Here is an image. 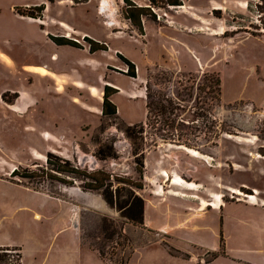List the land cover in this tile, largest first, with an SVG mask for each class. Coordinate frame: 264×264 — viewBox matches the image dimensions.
Wrapping results in <instances>:
<instances>
[{
    "label": "rangeland",
    "instance_id": "1",
    "mask_svg": "<svg viewBox=\"0 0 264 264\" xmlns=\"http://www.w3.org/2000/svg\"><path fill=\"white\" fill-rule=\"evenodd\" d=\"M171 1L47 0L79 21L70 27L49 10L46 19L53 15L58 28L49 39L79 47L37 33L29 43L5 46L20 64L61 72L53 86L52 79L39 81L40 68L26 69L32 88L25 94L38 97L33 110L0 120V248L22 251L23 264H100L80 257L77 242L102 250L109 264H130L141 242L161 238L144 227L146 206L156 191L173 189L175 171L193 191L206 189L201 183L218 187L226 202L264 198V68L247 57L264 45V0ZM33 7L16 10L39 15ZM135 9L145 10L136 17L142 28L130 20ZM91 25L105 36L94 38ZM86 38L107 50L91 53ZM235 54L244 60L231 68ZM120 56L134 64L136 77ZM0 85L19 82L11 76ZM106 87L115 116L103 113ZM20 95L3 92L1 104ZM135 197L145 205L140 226L119 210L122 202L134 207Z\"/></svg>",
    "mask_w": 264,
    "mask_h": 264
},
{
    "label": "crops",
    "instance_id": "2",
    "mask_svg": "<svg viewBox=\"0 0 264 264\" xmlns=\"http://www.w3.org/2000/svg\"><path fill=\"white\" fill-rule=\"evenodd\" d=\"M216 3L220 2L216 1ZM38 5L46 7L45 15L39 20L21 15L16 10V8ZM49 10H52L57 18L60 16L65 19L61 22L68 26H70L69 23L73 24V21L79 22L76 14L73 17L69 10H62L61 5L56 2L49 5L47 0H9L8 3L0 0V36L3 38L5 35H9L4 39L0 38V83L8 82L11 76L19 82L17 88L12 85L4 87L0 85V120L9 114L24 115L25 112L32 109L35 99L38 100L36 93L35 96L30 92L28 95L25 94L32 88L26 86V69L40 68L43 75L39 79L41 83L51 82L52 79L51 85H58L60 71L47 64H20L13 50L10 51L6 48L12 46L11 40L28 41L29 43L33 33L43 35L48 42L55 44L49 39L48 33L49 30L58 28L52 23L53 15L51 20L46 19V12ZM84 21H89V19L85 18ZM89 29L94 38L101 39L105 36V31L101 30L100 26L91 25ZM98 29L100 34L95 33ZM2 40H4L3 43H1ZM256 48L248 52L247 57H254L255 68H264V56L262 55V53L264 54V45ZM262 48L263 50H261ZM237 56V54L233 56L231 65H229L231 68L236 67L237 62L244 60L238 59ZM196 58L202 64L203 57L200 55V58L198 56ZM250 64H247V68L250 67ZM44 67L51 70V73ZM241 67L243 66L241 65ZM67 75L69 74L67 73ZM48 76L50 78H47ZM14 89H20L21 95L18 100L8 103V107L3 106L1 102L5 101L2 100V93L14 91ZM77 92L79 94V91ZM224 95L223 87V97ZM248 98L259 99L250 96ZM188 151L192 154L196 152ZM185 153L193 161L195 160L197 163L200 161L197 160L198 158H193L192 154ZM180 176H182L181 172L175 171L172 178L169 177L168 180L172 181L173 189L156 191L151 208L148 210L146 206L144 227L158 233L161 238L151 242H141L130 264H133L135 260L137 264H264V198H258L256 194L254 200L226 202L224 201V192L218 187L210 189L208 183V185L201 183L206 189L193 191L186 186L187 184H184V180ZM215 183L218 185V181ZM222 238L224 253L213 258V253L221 252ZM77 249L80 257L88 261L97 260L100 264H106L97 251L82 246L79 242H77ZM195 249L199 251L196 252ZM200 251L202 254L199 253ZM64 262L68 264L69 260L61 258L58 264H64Z\"/></svg>",
    "mask_w": 264,
    "mask_h": 264
},
{
    "label": "trees",
    "instance_id": "3",
    "mask_svg": "<svg viewBox=\"0 0 264 264\" xmlns=\"http://www.w3.org/2000/svg\"><path fill=\"white\" fill-rule=\"evenodd\" d=\"M171 5L173 6H181L182 4L178 1V0H173L170 2ZM132 7V5H130ZM19 9V8H17ZM33 10H37L39 12V15H34V14H25L24 16H28L30 18H34V19H42L43 14L45 12L46 7L44 5H40V6H36L31 8ZM138 12V15H130V20H132L133 22H135V24L142 28V21L141 19L138 18V20H136V17H141L142 15H144L145 10L141 9H135ZM19 12V10H17ZM87 41L90 44V52L91 53H95L97 51H106L107 48L105 47V45H100L97 42H95L94 40H91L90 38H86ZM51 40L59 45V46H72V47H79L77 45V43L75 42H71L65 38H54L51 37ZM121 59L128 65L129 67V72L128 75H130L131 77H136L135 74V67L134 64L132 62H130L129 60L123 58L122 56H120ZM218 88L219 91L221 92V79H218ZM110 87H106L105 89V97H104V104H103V113L104 115L107 116H115L117 114V107L110 101V95H109V91H110ZM150 105H149V109H150ZM163 109V108H162ZM164 110H166V108H164ZM132 128V127H130ZM142 171V170H141ZM142 187H139V189H141ZM108 202L111 205H114V201L112 200H108ZM135 205L134 207H130L128 208L126 203H120L119 205V210L122 212V216L125 217L126 219H128L130 222H133L134 224H138L143 225L144 224V200L140 197H135V201H134ZM104 232L106 234L111 233V235L109 237H113L115 235V233H113L112 230V226H104ZM103 251H99V253L101 254V257L103 258V260L106 262L105 259V255L104 253H102ZM224 253V244H223V238H222V242H221V252L220 253H213L212 256L213 258L218 257V255ZM23 264V254L22 251L18 250V249H10V248H0V264ZM106 264H109L106 262Z\"/></svg>",
    "mask_w": 264,
    "mask_h": 264
},
{
    "label": "bare ground",
    "instance_id": "4",
    "mask_svg": "<svg viewBox=\"0 0 264 264\" xmlns=\"http://www.w3.org/2000/svg\"><path fill=\"white\" fill-rule=\"evenodd\" d=\"M98 101L99 102H102V99H99ZM193 154H194V156H198V153L197 152H194ZM232 192H234L235 194H238V195H242V192L237 191V190H233ZM248 197H250V196H248Z\"/></svg>",
    "mask_w": 264,
    "mask_h": 264
}]
</instances>
